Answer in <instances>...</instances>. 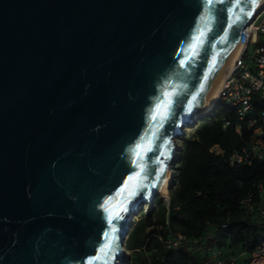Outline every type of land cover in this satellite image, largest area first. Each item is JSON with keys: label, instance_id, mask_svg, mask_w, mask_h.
Returning a JSON list of instances; mask_svg holds the SVG:
<instances>
[{"label": "water", "instance_id": "1", "mask_svg": "<svg viewBox=\"0 0 264 264\" xmlns=\"http://www.w3.org/2000/svg\"><path fill=\"white\" fill-rule=\"evenodd\" d=\"M259 3L0 0V264H86L109 198L123 261Z\"/></svg>", "mask_w": 264, "mask_h": 264}, {"label": "trees", "instance_id": "2", "mask_svg": "<svg viewBox=\"0 0 264 264\" xmlns=\"http://www.w3.org/2000/svg\"><path fill=\"white\" fill-rule=\"evenodd\" d=\"M249 117L239 120L223 102L196 125L184 139L177 157L169 202L155 200V207L130 230L125 245L140 264H205V256L190 245L166 249L168 233L206 239V244L223 251L239 249L246 255L264 238V222L256 213L241 210L240 202L256 196V185L264 181V160L250 166L231 168L230 151L246 143L255 128ZM225 122L228 124L224 127ZM239 127V130H237ZM218 145L223 154L210 152Z\"/></svg>", "mask_w": 264, "mask_h": 264}, {"label": "built area", "instance_id": "3", "mask_svg": "<svg viewBox=\"0 0 264 264\" xmlns=\"http://www.w3.org/2000/svg\"><path fill=\"white\" fill-rule=\"evenodd\" d=\"M241 33L239 54L220 88L217 103L223 102L239 120L248 116V123L256 126L246 143L230 151L228 164L231 168L250 166L254 160H264V2ZM227 124L225 122L224 127ZM210 151L223 154L220 148ZM165 202L168 204L169 200ZM239 206L241 210L254 211L264 222V181L257 183L256 196L248 195ZM163 245L169 250L190 245L205 256V264H238L237 258H226L222 250L207 245L206 239L196 240L169 232ZM246 264H264V238L247 253Z\"/></svg>", "mask_w": 264, "mask_h": 264}, {"label": "snow or ice", "instance_id": "4", "mask_svg": "<svg viewBox=\"0 0 264 264\" xmlns=\"http://www.w3.org/2000/svg\"><path fill=\"white\" fill-rule=\"evenodd\" d=\"M251 3L253 5V7H255L258 5L259 0H251ZM246 15L250 17L252 15V11L247 12ZM237 20H240V17H237ZM229 27H231V25H229ZM192 39L196 40V39H198V37L193 36ZM195 99H196V97H193V100H195ZM156 107H157V109H159L161 107V105L157 104ZM191 107H192V105H191V103H189V111H191ZM167 116H168V114L165 113V115H164V117H162V119H167ZM150 119L151 120L156 119L155 112L151 115ZM139 147H141V145L138 144L137 148H139ZM151 150L152 149L149 147L148 151H151ZM161 155H163V153H161ZM163 171H164V169H163V167H161L160 172L163 173ZM139 175H140V173H137V176H139ZM129 179H132V177H129ZM157 179H159V176L157 177ZM121 191H123V189ZM132 194L134 195L135 193H132ZM111 199H113V198H109L108 200L104 201V212L107 214L106 220H107V223L109 225L110 230L105 231L103 233L104 242L99 248L100 255H96L94 257L89 258L87 260L86 264H97L98 261L100 262V264H110L111 259L114 258L115 252L118 249V245L116 243V241L118 239V237H117L118 227H117V224L113 223V221H119L120 219H122L123 217L120 215V212L121 211H127V208L126 207L121 208L118 211H116L115 213H113L107 207V205H109ZM101 257H103V259Z\"/></svg>", "mask_w": 264, "mask_h": 264}, {"label": "bare ground", "instance_id": "5", "mask_svg": "<svg viewBox=\"0 0 264 264\" xmlns=\"http://www.w3.org/2000/svg\"><path fill=\"white\" fill-rule=\"evenodd\" d=\"M262 2H264V0H261V2L259 3L260 4L259 6H261ZM259 6L257 7V9L259 8ZM256 11H255V13H256ZM239 51H240V46L238 45L235 48V50L231 53L230 57H228L223 68L221 69V71L217 75L215 81L213 82L212 86L208 90V92H207V94L203 100V103L198 110V116L204 117L205 115H208L211 113L213 107L217 103L220 88H221L224 80L228 76V74L231 72L233 61L235 60V58L239 54ZM176 146H177V144H176ZM171 178H172V169L169 166L167 174H166L165 178L163 179V181H162V183H161V185L157 191V196L164 198L165 200L168 199V191H169V187L171 184ZM146 206L148 208L151 207L150 203L146 204ZM125 252H126V249H125Z\"/></svg>", "mask_w": 264, "mask_h": 264}, {"label": "rangeland", "instance_id": "6", "mask_svg": "<svg viewBox=\"0 0 264 264\" xmlns=\"http://www.w3.org/2000/svg\"><path fill=\"white\" fill-rule=\"evenodd\" d=\"M202 118L203 117H201L198 122H200L202 120ZM196 125H197V123L195 125L185 127L183 130V134L175 140L179 154L182 150L184 139L190 137L193 134ZM175 164H176V162L174 163L173 167H171V169H172L171 182L173 180V176H174V172H175V170H174ZM168 197H169V191H168ZM157 199H161L166 204V202H165L166 200L164 198L157 196L155 200H157ZM155 206H156L155 204L149 208L146 205L141 206L137 210L136 214L131 218L130 230L133 228V226L137 222V220H139L141 217H143L149 211L150 208L155 207ZM125 249H126V252L123 255V261L120 262V264H140L139 261H135L134 253L129 251L127 249L126 245H125ZM224 256L226 258H237L238 260H241L242 258H244L245 254L242 250L234 248V249H228V250L225 249L224 250Z\"/></svg>", "mask_w": 264, "mask_h": 264}, {"label": "crops", "instance_id": "7", "mask_svg": "<svg viewBox=\"0 0 264 264\" xmlns=\"http://www.w3.org/2000/svg\"><path fill=\"white\" fill-rule=\"evenodd\" d=\"M198 123H199V122H198ZM198 123H197V124H198ZM217 148H220V147H219L218 145H214L213 147L210 148V150H211V149H217ZM220 149H221V148H220ZM210 152H211V151H210Z\"/></svg>", "mask_w": 264, "mask_h": 264}]
</instances>
